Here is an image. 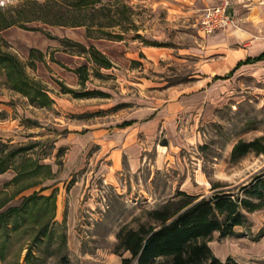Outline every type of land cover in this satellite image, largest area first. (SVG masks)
<instances>
[{
	"label": "rangeland",
	"instance_id": "374dc122",
	"mask_svg": "<svg viewBox=\"0 0 264 264\" xmlns=\"http://www.w3.org/2000/svg\"><path fill=\"white\" fill-rule=\"evenodd\" d=\"M22 1L0 0V21L9 15L32 19L29 8L19 7ZM104 1L120 17V26L104 30L114 31L122 38L100 34L94 26L93 34L102 38L93 40L101 43L100 49L114 62V67L99 69L89 63L90 78L84 83L72 71L77 67L74 58L53 55L63 67L55 62L51 67L46 59L33 68L28 64L27 55L30 47H44L45 40L53 42L63 36L78 41L86 33L85 27L52 26L42 20H30L0 30L1 50L19 59L27 75L57 100L56 107H25L31 115L28 117L32 118L24 122L40 127L33 132L39 137L12 142L14 146H32L25 155L49 168H41L16 182H12L16 172L10 169L14 176L0 186V202L7 199L0 211L19 205L23 197L34 192L44 196L53 194L52 219L49 206L43 205L41 209L35 207V213L37 209L42 211L28 217L17 230L8 226V230L2 231L0 264H98L91 257L98 252L114 253L116 233L121 226L137 228L140 224L152 223L148 211L165 205L173 209L184 199L179 195L181 191L200 197L216 190L235 194L264 168L263 153L250 152L236 161L230 158L232 146L239 139L250 141L263 137L264 143V71L257 73L248 69L212 87L210 96L199 101L197 108L176 117L177 125L172 129L159 128L148 141L144 135H135L128 127L131 122L125 119L136 108L165 104L178 92L198 87V76L206 60L204 32L198 19L205 7L201 9L197 0ZM118 1L126 7L122 8ZM229 2L231 26L239 29L242 11L248 9L251 1ZM104 21L108 20L101 16L96 19V22ZM64 45L67 48L58 49L78 54V47ZM76 61L86 62L85 58ZM59 67L66 71L68 82L76 85L69 86L64 79L57 78L55 69L61 71ZM61 86L73 92L62 94ZM10 90L0 72V92ZM92 90L102 94L76 96ZM97 128L108 132L115 128L116 133L129 130V133H124V144H117L120 150L109 158L105 153L111 143L103 144V151L92 145L78 168V154H74L70 143L60 146L58 135L71 138L73 135H67L70 132ZM134 143L141 147L138 168L128 165V154L124 152ZM21 162L20 157L16 158L14 166L20 167ZM106 172L105 179L101 175ZM44 187L46 191H42ZM246 215L247 223L236 227L234 235L221 238L218 232L213 233L208 244L217 257L225 259L228 255L240 263L264 262V207ZM44 223H47L45 229ZM28 250L30 255L26 256Z\"/></svg>",
	"mask_w": 264,
	"mask_h": 264
},
{
	"label": "trees",
	"instance_id": "16d2710c",
	"mask_svg": "<svg viewBox=\"0 0 264 264\" xmlns=\"http://www.w3.org/2000/svg\"><path fill=\"white\" fill-rule=\"evenodd\" d=\"M118 4H121V1H118ZM121 5L122 8L126 7ZM121 5L118 6L121 7ZM110 6L111 4L104 0H23L19 7L22 10L29 8L33 14V18L30 20H42L43 23L52 26H84L87 37L102 38L93 34L92 30L96 26L99 30L98 33L121 39L122 35L108 33L104 30L120 26V17L118 19L114 15ZM98 16L108 21L96 22ZM30 20L19 19L18 15H9L0 21V30L15 25L17 22ZM26 29L40 30L37 27ZM47 37L52 38L51 36ZM60 42L62 45L68 43L70 46L78 47L80 53L87 54V62L95 65V68H110L112 66L110 60L93 45L86 47L68 38H61ZM28 60V64L34 68L36 61L44 60V53L36 48H30ZM72 71L78 76L81 83L88 79L87 63ZM0 72L5 77L6 85L25 96L29 103L38 107L52 105V98L39 83L27 75L23 64L14 55L1 50V48ZM61 89L64 93L73 92L72 89L64 86H61ZM93 94L102 93L92 90L79 93L76 96H91ZM262 140L263 137H257L250 141L239 139L232 146L231 160L236 161L250 152L264 154ZM30 148L32 146H14L0 140V174L12 169L16 172L12 182H16L27 174H36L41 168H49L48 165H39L31 157L25 155ZM18 157L22 159L21 166L15 167V160ZM48 173L50 174V172ZM179 195L184 199L173 209L165 205L162 209L148 211L147 214L152 223H143L137 228L123 225L118 229L114 253L121 256V264H254L252 262L240 263L231 256L221 259L213 253L208 242L214 232H218L221 238L234 235L236 227L244 226L247 223L246 213L264 207V168L255 173L249 183L242 185L240 192L235 194L229 190H216L211 195L203 197L183 191ZM54 200L53 194L44 196L34 192L23 197L19 205L10 206L4 211H0V235L8 230V226L12 230H17L28 217L41 212L40 209L43 205L49 206L50 219H52L55 209ZM6 202L7 199L2 200L0 208ZM35 207L40 208L36 213L34 212ZM8 223H12V225H8ZM46 225L47 223H44L42 228L45 229ZM126 252L129 255L123 256ZM28 255H30L29 250L26 256ZM260 264H264V262Z\"/></svg>",
	"mask_w": 264,
	"mask_h": 264
},
{
	"label": "crops",
	"instance_id": "0c3cea01",
	"mask_svg": "<svg viewBox=\"0 0 264 264\" xmlns=\"http://www.w3.org/2000/svg\"><path fill=\"white\" fill-rule=\"evenodd\" d=\"M201 5V9L203 7L209 6L218 2V0H197ZM238 2L247 1V0H237ZM251 5L248 9H244L243 19L240 24L239 29L233 28L231 25L227 27V29L223 31H215L212 33H203V53L206 56V60L202 65V74L199 75V85L194 88L193 91H181L178 92L174 99L166 102L162 105H143L136 108L133 113L129 116V119H125L126 121L131 122L128 127H131L132 131L135 132L137 137L144 135L145 141H148L159 128H170L172 129L175 125H177L178 115H181L183 112H187L190 109H195L198 107V102L203 100L205 97H209L213 91L212 87L215 88L222 84L223 82L230 79L232 76L237 75L245 70L254 69L257 73H262L264 71V0H250ZM200 19V15H199ZM198 19V22H199ZM78 28H84V26H80ZM201 30V29H200ZM86 32V30H85ZM112 33H115L112 31ZM82 39H78V43L88 47L89 45H93L97 50H99L102 54H104L112 63L110 68H113L114 62L105 54L103 50L100 49L101 43H97L93 40V38L87 37L86 33L82 36ZM50 38V37H48ZM61 38H68L60 36L57 41L51 42L50 40H45L44 47H30L36 48L44 53V60L41 62H47L51 67H53V63L62 66L60 62L55 61L54 57L58 56H69L74 58L73 61L75 65L78 67L84 63H77L78 60H83L85 58L87 64V54L80 53L78 50L77 53L68 54V52H64L62 49L58 48H67L65 45H62L60 42ZM51 39V38H50ZM110 39V38H109ZM29 48V49H30ZM151 48V47H148ZM48 49V51H47ZM51 50L54 52L51 54ZM47 51V52H46ZM29 53V50H28ZM54 55V57H53ZM53 57V60H51ZM59 59V58H58ZM19 60V59H18ZM28 60V55H27ZM60 60V59H59ZM20 61V60H19ZM29 61V60H28ZM38 61H36L37 63ZM62 62V61H61ZM79 62V61H78ZM35 63V65H36ZM63 67V66H62ZM61 71L55 69L58 74L59 80H65L69 86L76 85L74 82H68V75H66V71L59 67ZM75 69V68H74ZM109 69V68H102ZM74 73V72H73ZM76 75V74H75ZM88 78L89 75H88ZM69 83V84H68ZM9 88V87H8ZM45 90V89H44ZM45 92L52 98L53 103L48 107H38L31 103H29L28 99L14 90H10V92H0V140L5 141L7 143L12 144V142H21L27 140H33L38 138L39 136L33 134L34 130H38L40 127L28 124L24 122L29 115L25 109V107L35 108L38 107L40 109L43 108H51L56 107V98L52 96L48 90ZM61 94V93H60ZM63 94V92H62ZM66 94V93H64ZM19 101H22L23 106L19 104ZM35 107H33V106ZM24 107V108H23ZM30 120V119H28ZM97 123V121H95ZM92 125H95L92 123ZM86 129V127H83ZM44 129V127H41ZM79 133H68L70 136H61L58 135L57 143L60 146H65L68 143L71 144L72 149H74V154H78V168H81L82 163L84 162L85 157L88 155V150L92 145H96L103 151V144H109L106 149L105 156L109 158L114 154L116 150H120V148H116L117 144H124L123 137L124 133H129L127 131H118L116 133L115 128L111 129L108 132V129L97 128L96 130H85ZM120 132V133H119ZM131 133V132H130ZM130 135V134H128ZM120 142V143H119ZM133 145V144H132ZM124 146V145H123ZM124 148V147H123ZM98 149V151H100ZM126 150V149H125ZM141 147L139 144H135L127 151H124L128 154V165L133 168H138L139 157L141 153ZM96 154L98 152H95ZM77 165V162H76ZM90 178H93V171H90ZM92 174V175H91ZM106 175L102 174L101 176L106 179ZM14 175L10 172V170L5 171L0 174V186L3 183L9 181ZM89 176V175H88ZM96 176V174H95ZM93 181V180H92ZM91 181V182H92ZM80 183V178H78V184ZM47 189L44 187L42 191H46ZM93 188L90 189L92 192ZM85 204H92V202L84 201ZM128 252L124 253L123 256H128ZM228 256V255H227ZM226 256V257H227ZM225 257V258H226ZM91 259L98 264H121V257L117 256L114 253H102L98 252L95 256L91 257Z\"/></svg>",
	"mask_w": 264,
	"mask_h": 264
},
{
	"label": "built area",
	"instance_id": "2783aa9c",
	"mask_svg": "<svg viewBox=\"0 0 264 264\" xmlns=\"http://www.w3.org/2000/svg\"><path fill=\"white\" fill-rule=\"evenodd\" d=\"M229 0H223L220 4L206 6L199 19L200 29L208 34L233 24V18L229 12Z\"/></svg>",
	"mask_w": 264,
	"mask_h": 264
}]
</instances>
